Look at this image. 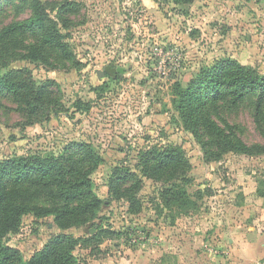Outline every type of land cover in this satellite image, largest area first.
<instances>
[{"label": "rangeland", "instance_id": "obj_1", "mask_svg": "<svg viewBox=\"0 0 264 264\" xmlns=\"http://www.w3.org/2000/svg\"><path fill=\"white\" fill-rule=\"evenodd\" d=\"M65 1L75 4L67 25L60 24L74 59L62 61L55 52L47 63L12 56L0 68V75L26 70L38 85L53 82L59 103L49 119L27 126L18 104L0 95V161L59 155L73 142L90 144L102 157L92 176L104 201L101 212L64 231L76 239L104 232L80 242L74 252L79 264H264V152L215 147L206 155L185 130L172 93L174 83L187 85L203 67L224 59L264 74V0H42L50 11ZM29 16L19 0H0V30ZM107 67L124 73L110 75ZM79 102L90 110L77 111ZM213 120L233 126L247 145L264 147V122L250 100L237 108L222 105ZM171 145L189 161L187 190L194 199L202 192L198 209L167 210L158 197L163 183L147 178L140 213L111 199L113 167L138 171L140 152ZM59 231L53 217L28 215L4 244L29 260Z\"/></svg>", "mask_w": 264, "mask_h": 264}, {"label": "trees", "instance_id": "obj_2", "mask_svg": "<svg viewBox=\"0 0 264 264\" xmlns=\"http://www.w3.org/2000/svg\"><path fill=\"white\" fill-rule=\"evenodd\" d=\"M19 1L30 8V16L0 30V68H6L12 56L13 60L20 56L31 62L47 63L51 52L62 61H72L74 55L60 24L67 25L75 4L65 1L50 11L42 0ZM18 50H22L20 55ZM53 85L50 81L36 84L26 70L0 75V95H8L18 104L27 126L43 118L47 120L46 115L56 112L52 109L59 103L54 98ZM172 93L185 130L198 140L206 155L215 147L222 148V152L249 155L264 152L263 146L244 143L233 126L223 128L213 120L222 105L237 108L250 100L258 119L264 122V74L257 69L224 59L203 67L187 85L174 83ZM76 108L89 111L90 105L79 102ZM137 159L138 171L113 167L107 182L111 199L127 202L131 214L140 213L143 203L139 193L142 178H147L163 183L158 197L167 210L188 214L198 209L197 200L202 198V192L198 191L194 199L195 195L187 190L191 184L190 164L182 148H154L140 152ZM102 161L90 144L75 142L59 155L32 153L0 161V264H79L74 252L80 242L99 240L104 232L90 239H76L64 231L92 222L101 212L104 201L96 194L92 176ZM28 215L37 219L53 217L60 231L50 237L42 250L25 260L19 250L4 243L10 234L19 231Z\"/></svg>", "mask_w": 264, "mask_h": 264}, {"label": "water", "instance_id": "obj_3", "mask_svg": "<svg viewBox=\"0 0 264 264\" xmlns=\"http://www.w3.org/2000/svg\"><path fill=\"white\" fill-rule=\"evenodd\" d=\"M106 73H109L110 75H114L115 73L122 74V73H124V70L121 68L115 69V68L107 67Z\"/></svg>", "mask_w": 264, "mask_h": 264}, {"label": "crops", "instance_id": "obj_4", "mask_svg": "<svg viewBox=\"0 0 264 264\" xmlns=\"http://www.w3.org/2000/svg\"><path fill=\"white\" fill-rule=\"evenodd\" d=\"M261 247H262V248L264 247V243H262Z\"/></svg>", "mask_w": 264, "mask_h": 264}]
</instances>
